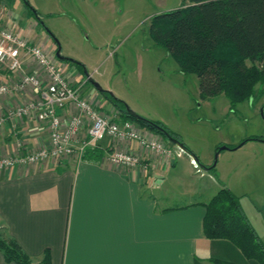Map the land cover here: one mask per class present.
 <instances>
[{
	"label": "crops",
	"instance_id": "0c3cea01",
	"mask_svg": "<svg viewBox=\"0 0 264 264\" xmlns=\"http://www.w3.org/2000/svg\"><path fill=\"white\" fill-rule=\"evenodd\" d=\"M181 1L170 7L158 6L155 14L176 8ZM41 32L33 29L23 36L33 44L47 45L48 34ZM59 62L73 67L75 80L85 81L75 65ZM28 67L44 82L39 67ZM12 80L10 73L0 71V84ZM91 87L85 86L81 97L88 101L95 97L110 109L111 104ZM36 97L31 87L4 95L0 97V113ZM58 113L66 123L78 110L69 104ZM84 133L80 131L75 145ZM142 133L153 139L151 134ZM17 141L22 142L24 151L46 147V125L33 116L5 122L0 127V157L15 154ZM242 145L234 150L246 154ZM94 149L99 155L87 149L78 163L67 158L0 170V236L15 241L32 263L41 262L48 253L50 264H258L246 259L230 241L208 239L203 234L204 205L226 187L239 197L245 216L264 244V225L252 222L243 198L246 194L226 181V173L215 177L213 171L201 167L214 162L201 160L190 150L201 171L189 165L190 171L184 174L183 163L177 161L180 157L164 159L138 148L135 142L113 144L106 137ZM115 150L140 157L146 167L127 168L111 162L107 155ZM188 161L190 164L189 157ZM252 161L244 163L243 170ZM236 168L232 167L233 172ZM0 264L16 263L6 262L0 251Z\"/></svg>",
	"mask_w": 264,
	"mask_h": 264
},
{
	"label": "rangeland",
	"instance_id": "374dc122",
	"mask_svg": "<svg viewBox=\"0 0 264 264\" xmlns=\"http://www.w3.org/2000/svg\"><path fill=\"white\" fill-rule=\"evenodd\" d=\"M176 1L27 0L40 23L59 45L60 55L83 64L101 88L123 101L131 111L163 124L189 150L210 164L214 162L216 149L226 146L227 149L217 156L212 171L215 177L219 173L227 174L226 181L246 194L243 198L248 203L252 222L256 226L264 225V110L263 116L260 113L264 105V84H257L250 103L237 105L235 112L229 109V102L222 94L202 97L196 76L181 74L174 59L164 49L155 46L148 34L155 9L164 4L173 6ZM29 12L22 0H0L1 15L7 21H17L21 35L33 29L44 33L35 15ZM47 37L48 46L40 45L43 51L57 61L58 68L69 82H82L81 78L74 79L73 67H64L56 59V44ZM28 69L32 70L31 67ZM84 80L88 81L85 76ZM85 84L82 91L85 86L92 88L89 82ZM260 91L263 94L257 97ZM89 101L101 113L116 110L109 109L107 103H100L95 97ZM133 123L141 132L151 134V138L167 150H176L173 143L160 134ZM241 143L246 154L234 150ZM156 155L169 158L166 154ZM179 160L183 163V173L190 171L192 163L189 164L188 156L183 154ZM248 161L252 162L243 170V164ZM234 165L237 168L233 172ZM198 169L195 170L200 172V167ZM0 238L6 239L2 235Z\"/></svg>",
	"mask_w": 264,
	"mask_h": 264
},
{
	"label": "trees",
	"instance_id": "16d2710c",
	"mask_svg": "<svg viewBox=\"0 0 264 264\" xmlns=\"http://www.w3.org/2000/svg\"><path fill=\"white\" fill-rule=\"evenodd\" d=\"M22 1L34 16L36 12L27 0ZM148 34L155 46L174 59L181 74L196 76L202 97L222 94L233 112L237 105L253 99L257 84H264V0H182L178 7L154 14ZM61 61L83 70V64L74 60ZM99 94L120 112V120L135 122L169 142L180 141L160 122L136 118L123 101L105 91ZM262 94L258 92L257 97ZM213 168L210 166L211 171ZM204 206L202 231L206 238L228 240L246 259L264 264V244L245 216L238 196L222 187ZM0 251L6 262L33 264L11 239L0 238ZM40 264H50L48 253Z\"/></svg>",
	"mask_w": 264,
	"mask_h": 264
},
{
	"label": "built area",
	"instance_id": "2783aa9c",
	"mask_svg": "<svg viewBox=\"0 0 264 264\" xmlns=\"http://www.w3.org/2000/svg\"><path fill=\"white\" fill-rule=\"evenodd\" d=\"M56 62L41 46L29 42L21 35L17 21H7L0 13V71L10 73L13 77L12 81L0 84V97L23 92L27 87L37 92V97L30 102L0 113V127L7 121L33 116L44 123L48 130L46 147L24 151L22 142L17 141L15 154L0 157V170L18 164H41L48 160L60 162L67 158H73L78 163L87 149L97 148L106 137L113 144L119 141L135 142L138 148L155 154H166L168 157L183 155L177 148L171 152L156 140L147 139L133 122L120 120L119 111L114 110L109 114L98 111L87 99L81 97L82 86L86 81L78 84L69 82ZM29 65L39 67L44 72V82L26 69ZM69 104L76 107L78 114L70 116L63 123L58 111ZM81 130L85 133L75 145L74 141ZM107 157L111 162L127 168L146 167L140 157L131 153L115 150ZM190 162L199 171L198 165L191 159Z\"/></svg>",
	"mask_w": 264,
	"mask_h": 264
},
{
	"label": "water",
	"instance_id": "95a60500",
	"mask_svg": "<svg viewBox=\"0 0 264 264\" xmlns=\"http://www.w3.org/2000/svg\"><path fill=\"white\" fill-rule=\"evenodd\" d=\"M37 14H35V17ZM57 44V43H56ZM54 56L56 57V59H58L59 61L63 60L65 57H62L60 55V47L59 45L57 44V48L54 52ZM83 75L86 77V79L88 80V82L98 91V92H108L106 91L105 89L101 88L100 85L94 81L90 76L89 74L86 72V70L84 69L83 67ZM110 95H112L110 92H108ZM264 109V106L260 109L261 111V116H263V111ZM128 112L132 115H134L136 118H139V115H137L135 112L131 111L129 108H128ZM171 142L173 143V145L179 150L181 151L184 155L188 156L191 160H193L197 165L198 167L200 166L198 163H197V157L184 145L183 142L179 141V140H176V139H171ZM224 149H227L226 146H220L216 149L215 151V158H214V163L211 165V166H214L215 165V161H216V155L218 153L219 150H224ZM205 171H209L210 170V166H201Z\"/></svg>",
	"mask_w": 264,
	"mask_h": 264
},
{
	"label": "flooded vegetation",
	"instance_id": "af4514ba",
	"mask_svg": "<svg viewBox=\"0 0 264 264\" xmlns=\"http://www.w3.org/2000/svg\"><path fill=\"white\" fill-rule=\"evenodd\" d=\"M247 103H250V101H248ZM263 106H264V105H262V107H263ZM262 107H261V108H262ZM261 108H260V109H261ZM263 110H264V109H263ZM260 111H261V110H260ZM262 112H263V111H262ZM260 113H261V112H260Z\"/></svg>",
	"mask_w": 264,
	"mask_h": 264
}]
</instances>
